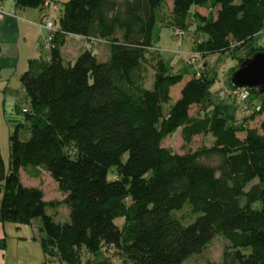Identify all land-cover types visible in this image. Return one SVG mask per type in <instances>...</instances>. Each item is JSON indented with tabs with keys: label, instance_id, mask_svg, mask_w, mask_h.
I'll use <instances>...</instances> for the list:
<instances>
[{
	"label": "trees",
	"instance_id": "1",
	"mask_svg": "<svg viewBox=\"0 0 264 264\" xmlns=\"http://www.w3.org/2000/svg\"><path fill=\"white\" fill-rule=\"evenodd\" d=\"M46 1L15 3L45 8ZM52 1L62 9L49 56L31 59L20 77L30 135L21 137L20 126L10 134L9 167L0 148V220L32 224L41 216L40 242L56 264H78L83 245L95 254L94 264H183L217 235L228 243L223 259L209 264H264V90L245 87L239 118L237 104L216 100L214 77L199 69V58L211 52L242 50L231 68L230 94L238 95L234 70L264 50L257 44L264 0ZM170 2L175 31L185 35L191 18L198 39L196 70L165 108L184 79L153 44L156 10ZM68 35L107 41L108 58L84 47L65 62ZM254 95L260 101L251 110ZM258 115L259 126L251 125ZM178 129L186 142L197 134H211L214 142L176 151L163 142ZM22 170L36 178L48 172L64 197L47 199L41 185L24 183ZM61 203L70 207L69 220L54 218ZM185 206L188 220L177 214Z\"/></svg>",
	"mask_w": 264,
	"mask_h": 264
},
{
	"label": "rangeland",
	"instance_id": "2",
	"mask_svg": "<svg viewBox=\"0 0 264 264\" xmlns=\"http://www.w3.org/2000/svg\"><path fill=\"white\" fill-rule=\"evenodd\" d=\"M240 1L241 0H237V2ZM58 6L60 5L57 4V7ZM169 7L171 8V2L169 3V6L164 4L161 8L156 10L158 22L154 27L153 44L160 48V52L163 56L173 61L174 66L172 71L175 73H183L184 79L172 87V98L165 105V108H169L176 101V99L180 96L181 88L185 83V80L196 70V67L191 62V58L193 56L195 41L198 39V37L195 36L197 31L196 24L193 20H191V18L188 22V26L186 27L185 35H182L181 38V35L179 36L176 34L175 28L171 23V11ZM61 9L62 8H59L55 11V15L52 16V20H54L56 24L59 23ZM192 10H194V8ZM205 10V8H202V11ZM45 39L46 37L41 41L44 47L42 50L43 55H47L46 51L50 50L45 46ZM13 40H16L17 42V50L27 47V44L23 41L24 38L22 36L21 38L15 36ZM258 40H260V43H257L258 45L264 44V31L260 34ZM93 43H97L91 44V46H94V49L99 54L98 57L100 59H106L108 56L102 53L109 49L108 42L104 40H93ZM237 53L238 54L234 52L233 54V51L230 50L226 52H211L205 58H199V60H201V64L203 62V65L199 69L202 70L206 67L210 75L214 77L211 89L214 92L216 100H219L221 96H225V98H223L225 103L237 104L236 109L233 106L232 107L236 115L240 118L246 111L245 106L247 102L240 99L239 95L235 93L230 94L233 89V86L231 85V68L237 64L239 55L244 54L242 50H239ZM15 57L17 58V56ZM73 59H75L74 56ZM65 62H69L67 58L65 59ZM18 67H20L18 60H15L8 55L5 56L0 54V73L2 74V78H0V148L7 167H9L10 163V134L18 126H20L19 132L23 138L29 136L31 132L30 121L27 119L26 113L22 111V107H30V101L27 97L26 89L22 85L20 76L17 74L19 71ZM153 73L154 70L151 67H149V70L146 71L149 87H153ZM237 88L239 89V92L243 89L242 87ZM223 90H227V94L224 93ZM251 100L254 102V104L251 105V110H254L260 100L255 95ZM197 108V104L193 105L191 113H195ZM249 112L250 111H248V114ZM262 118L263 115H258L250 120V124L253 126H259ZM213 142L214 137L211 134H197L193 137L192 141L186 142L181 135L180 129H178L167 136L164 139L163 144L171 146L176 151L184 152L189 148L196 149L202 145H210ZM127 156L128 152L124 154L123 159L125 160ZM116 171L117 166L113 165L110 169L109 177L112 178ZM22 180L26 184L41 185L45 190L47 198L53 199L64 197V193L59 189L55 179L47 172H44L39 178L34 179L24 170L22 171ZM2 195L3 188H1L0 185V200ZM58 210L59 212L54 215L56 220L70 219V207L66 203L59 204ZM177 214L184 220H188L191 218V208L189 206H185L183 209L178 210ZM7 224V264H37V257L38 255L41 256L39 253L41 251L38 252L37 244L32 242H37L39 239L35 238V235L37 237L45 235V231L42 228V217L40 216L34 219L32 224H21L13 221H8ZM24 237L28 238L29 241H24L26 240ZM227 243L228 240L224 236L217 235L201 252L192 255L183 264H209L212 261H221L223 259ZM43 256L44 257L42 259L40 257L42 260L41 264H56L53 260L55 257L45 258L44 253ZM95 258V254L83 245L80 250V259L78 264H94Z\"/></svg>",
	"mask_w": 264,
	"mask_h": 264
},
{
	"label": "crops",
	"instance_id": "3",
	"mask_svg": "<svg viewBox=\"0 0 264 264\" xmlns=\"http://www.w3.org/2000/svg\"><path fill=\"white\" fill-rule=\"evenodd\" d=\"M2 1H3L4 10L6 11V15L3 18V20L0 22V54L5 56L8 55L14 58L15 60L19 61L20 67H18L19 71L17 74H19V76L21 77L23 70L24 69L26 70L28 68L31 59L44 58L49 56L50 50L46 51L47 55L42 54V50L44 49V47L41 41L50 33V31L48 29L41 27L40 23L45 20L46 15L50 17L55 15V11L57 10L50 11L49 7H45V8L19 7L16 5L15 0H2ZM59 8L62 7L60 6ZM58 27H59V23L55 24V28L57 29ZM15 36L19 38H21L22 36L24 38L23 41L27 44V47H25L24 49L20 48L17 50L16 49L17 42L16 40H13ZM259 41L260 40H258V43H260ZM91 44H97V43H93V41H88L79 35H68L66 36L65 43L61 45V50L65 59L67 58L68 61H73L76 59V57L83 50L84 47H91L94 51H96L94 49V46L92 47ZM102 54L109 56L110 48L105 50ZM97 55L99 54L97 53ZM15 56H17V58ZM73 56L75 57V59H73ZM1 75L2 74L0 73V78H2ZM33 178L36 179V177ZM116 221L120 222L119 219H117ZM7 223L8 221L0 220V264H7L8 261L6 255L7 254L6 235H7V225H8ZM24 238L26 239L24 241H29L28 238L26 237ZM35 238L37 239L39 238V239L37 240V242L33 241L32 243L37 244L38 252L41 251L39 252L41 256L38 255L37 257V264H41L42 263L41 259L44 257L43 253L45 255V258L47 257L41 245L40 237H37L35 235ZM2 240L4 244L2 243Z\"/></svg>",
	"mask_w": 264,
	"mask_h": 264
},
{
	"label": "water",
	"instance_id": "4",
	"mask_svg": "<svg viewBox=\"0 0 264 264\" xmlns=\"http://www.w3.org/2000/svg\"><path fill=\"white\" fill-rule=\"evenodd\" d=\"M232 81L238 87H259L264 90V50L246 57L234 70Z\"/></svg>",
	"mask_w": 264,
	"mask_h": 264
},
{
	"label": "built area",
	"instance_id": "5",
	"mask_svg": "<svg viewBox=\"0 0 264 264\" xmlns=\"http://www.w3.org/2000/svg\"><path fill=\"white\" fill-rule=\"evenodd\" d=\"M2 2L3 1L0 0V22L3 20V18L5 17V14H6ZM45 4L50 9H57L58 8L57 4L54 1H52V0H47ZM40 26L45 28V29H48L50 31V33L46 36L45 46L47 48H51L53 46V37H54V32H55V23H54V21L52 19H50V16L46 15L45 20L40 23ZM176 34L179 35V36L181 35L180 37H182V35H184V32L181 31V30H176ZM196 54H197V52L193 53V56H192V60L193 61H195L197 59L196 58ZM242 88L243 89H242L241 92H239L237 90H235V92L238 93V95H239V97L241 99H245V98L248 97L249 92H248L247 89H245V87H242ZM223 91H224V93H226L225 90H223ZM23 110L25 111V110H27V108L24 107Z\"/></svg>",
	"mask_w": 264,
	"mask_h": 264
}]
</instances>
